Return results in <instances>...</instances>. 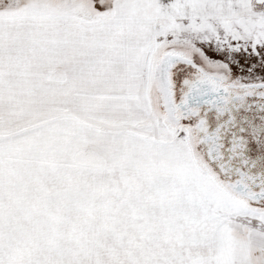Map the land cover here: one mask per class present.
<instances>
[{"label":"snow or ice","instance_id":"snow-or-ice-1","mask_svg":"<svg viewBox=\"0 0 264 264\" xmlns=\"http://www.w3.org/2000/svg\"><path fill=\"white\" fill-rule=\"evenodd\" d=\"M0 264H264V0H0Z\"/></svg>","mask_w":264,"mask_h":264}]
</instances>
